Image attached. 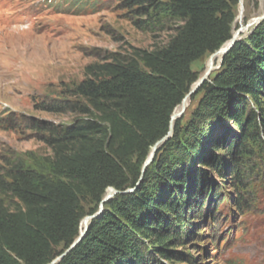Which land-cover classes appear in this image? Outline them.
<instances>
[{"label":"trees","instance_id":"trees-1","mask_svg":"<svg viewBox=\"0 0 264 264\" xmlns=\"http://www.w3.org/2000/svg\"><path fill=\"white\" fill-rule=\"evenodd\" d=\"M124 2L138 16V29L174 25L175 35L159 49L108 54L85 68L81 82L51 86L33 99L36 111L81 118L64 127L28 120L26 127L51 148L53 166L18 161L0 172V264L55 262L110 189L118 193L56 264H201L195 261L209 228L221 226L226 208H247L248 182H261L264 21L192 96H201L197 107L188 120L186 111L175 121L143 173L201 78L193 64L232 40L241 0ZM186 245L194 254L181 251Z\"/></svg>","mask_w":264,"mask_h":264},{"label":"rangeland","instance_id":"rangeland-1","mask_svg":"<svg viewBox=\"0 0 264 264\" xmlns=\"http://www.w3.org/2000/svg\"><path fill=\"white\" fill-rule=\"evenodd\" d=\"M124 1L0 0V172L18 161L31 168H52V150L26 127L29 119L64 127L81 118L78 114L36 111L34 98L46 96L51 86L81 82L85 68L108 54L126 55L132 48L159 49L175 35L174 25L163 31L138 29V16ZM243 4L245 27V17L249 22L264 15V0H245ZM235 28L234 33L240 28L237 20ZM209 60L193 64L201 78L208 71ZM191 98L187 120L201 96L194 101ZM12 120L18 123L6 127ZM255 164L263 167L258 161ZM259 173L260 183L248 182V207L241 212L224 210L228 216L222 217L219 228H209L210 235L196 263L264 264V170ZM193 248L186 245L181 251L194 254Z\"/></svg>","mask_w":264,"mask_h":264},{"label":"water","instance_id":"water-1","mask_svg":"<svg viewBox=\"0 0 264 264\" xmlns=\"http://www.w3.org/2000/svg\"><path fill=\"white\" fill-rule=\"evenodd\" d=\"M243 13V2L241 0V3H240V14L242 15ZM264 21V15L260 16V17H257L255 19H252L250 20L249 22H247L246 24V29H250L254 26H257L260 22ZM242 29L240 30H237L235 32V34L233 35V38L230 42H228L225 46H223V48L221 50H219L218 52H216L215 54H213L211 57H210V60L209 61H212V59L214 57H216L217 55H222V59H221V63H220V66L217 68L219 69L221 67V64H222V61H223V58L232 50V48L235 46V44L242 39ZM212 73V70H208L205 75L199 79V81L194 85V87L192 88L191 92L186 96V98L184 99L183 103L185 102L186 99H190L192 96H194L198 90L203 86V84L205 82H207L209 80V77ZM182 103V105H183ZM178 110V109H177ZM177 110L175 111V113L173 114L172 116V123H171V130L168 134V136L166 138H164L162 141H160L159 143H157L155 145V147L152 149V152L149 156V159L148 161L145 163L144 165V168H143V172H145L146 168L152 163L157 151L160 149V147L169 139L172 137L173 135V131H174V122L180 118H182L184 116V114L186 113L187 109L185 107H183L180 112L178 114H176ZM134 190H130L128 192H133ZM118 192L115 191L114 189H111L108 194L106 195L105 199L103 200L101 206H100V210L99 212L94 215V216H89L87 218H85L87 221H91L95 218H97L99 215H101V213L103 212L104 210V206H103V203H106L108 202L110 199L113 198V196L115 194H117ZM89 230V223L86 224V226L84 227L83 231L81 232L80 234V237L78 238V240L72 245V247L62 256L64 257L67 253H69L72 249H74L75 247H77L82 241L83 239L85 238L87 232ZM62 257L58 258L55 262H53L52 264H56L57 262H59Z\"/></svg>","mask_w":264,"mask_h":264},{"label":"bare ground","instance_id":"bare-ground-1","mask_svg":"<svg viewBox=\"0 0 264 264\" xmlns=\"http://www.w3.org/2000/svg\"><path fill=\"white\" fill-rule=\"evenodd\" d=\"M244 1H245V0H242L243 3H244ZM243 5H244V4H243ZM237 23L240 24V28H239L238 30L242 29V34H245L246 31L249 30V29H246V27H245V24H244V22H243V17H242V15H241L240 17H238V19H237ZM234 34H235V33H234ZM221 59H222V55L219 54V55H217L216 57H214V58L212 59V61H209V63H208V70H210V69H211L212 71L216 70L217 65L221 63ZM189 106H190V99H186L185 102L183 103V105H181V106L178 108L176 114H178V113L180 112V110H181L183 107H185L186 109H188ZM174 123H175V122H174ZM87 223H90V222L87 221L86 219H84V220L82 221V223H81V232L83 231V229H84V227L86 226Z\"/></svg>","mask_w":264,"mask_h":264}]
</instances>
